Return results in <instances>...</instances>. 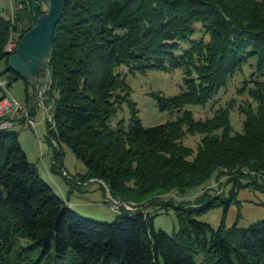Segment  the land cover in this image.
Instances as JSON below:
<instances>
[{"label": "trees", "instance_id": "16d2710c", "mask_svg": "<svg viewBox=\"0 0 264 264\" xmlns=\"http://www.w3.org/2000/svg\"><path fill=\"white\" fill-rule=\"evenodd\" d=\"M18 13L23 35L31 26L26 3ZM12 28L0 5V61L8 85L20 79L4 50ZM250 58L253 71L238 90L249 99L229 100L205 118L184 108L213 100ZM49 65L52 168L67 175L64 143L86 166L79 180L97 178L113 198L138 206H119L110 222L80 216L39 176L16 132L0 129V264H264V219L214 229L194 217L217 204L228 183L231 197L258 179L264 186V0H66ZM120 65L130 72L182 68L179 93H152L158 108L175 117L143 126ZM23 81L27 94L30 82ZM31 83L40 87L42 80ZM125 101L127 127L122 120L112 126ZM232 109L242 117L241 131H233ZM188 134L200 135L195 149L183 142ZM244 177L250 180L241 182ZM214 179L215 194L208 183ZM151 206L173 209L177 229L155 230V213L146 210Z\"/></svg>", "mask_w": 264, "mask_h": 264}, {"label": "rangeland", "instance_id": "374dc122", "mask_svg": "<svg viewBox=\"0 0 264 264\" xmlns=\"http://www.w3.org/2000/svg\"><path fill=\"white\" fill-rule=\"evenodd\" d=\"M25 3V0H0L2 14L5 17L9 16L10 19L12 15L19 18L18 12L20 8L25 7ZM40 9L44 12L43 8ZM24 25L21 21L22 29ZM200 35L199 32L196 33V37ZM254 63L255 58H250L244 64L242 70L229 78L226 86L219 89L214 94L213 100L207 104L203 106L188 104L184 108L190 109L195 118H205L211 116L217 107L225 106L229 100H233L235 105H238L249 99L246 92L239 93L238 90L242 87L244 80L250 78L249 75L253 71L252 65ZM5 69V60H2L0 61V76L7 78L9 72ZM117 71L126 78L130 86V98L136 103L138 116L143 126L158 125L175 117L176 113L174 111L158 108L152 93L160 92L166 96L179 93L184 88L182 68L168 70L149 68L143 72H130L128 66L120 65ZM39 89L38 85L30 82L26 94L24 81L17 79L8 85L7 93L18 102L25 103L30 114L35 117L34 126L19 121L8 127V130L16 132L28 161L35 165L39 176L51 186L58 196L66 200L71 210L85 218L110 222L118 214L119 210L117 208L119 206L124 205L128 209H135L138 202L129 201L131 203L127 204L122 203L120 197L113 198L103 181L97 178L87 181L79 180L80 175L86 172V166L81 159L76 157L72 149L64 143H61L62 163L67 175L56 168H52L56 143L50 142L46 136L47 122L51 119L50 106L45 102V92L42 95L44 98L39 96ZM1 95L2 91H0ZM120 120L127 127L130 120V111L126 101L118 108L115 116L110 119V124L115 126ZM230 120L233 131H241L242 117L236 109L230 111ZM183 142L195 149L200 142V135L188 134L184 137ZM249 180L248 177H244L241 182L245 183ZM223 181H225V178ZM208 183L213 187L211 191L215 194L219 182L214 179ZM201 188L200 186L191 189L188 192V198H193ZM230 189L231 184H226L224 194L217 199L218 203L204 211L194 212V217L199 221L210 224L214 229L218 228L222 222H224L226 228L231 227L233 224H236L237 227H247L253 222L264 219V186L262 180L258 179V185L248 184L240 187L233 197L230 196ZM146 210L155 213L153 219L155 230L162 229L171 234L177 229L178 223L173 209L164 210L151 206ZM31 254L32 257L38 258L40 253L33 251ZM195 260L201 262L202 255L196 254Z\"/></svg>", "mask_w": 264, "mask_h": 264}, {"label": "water", "instance_id": "95a60500", "mask_svg": "<svg viewBox=\"0 0 264 264\" xmlns=\"http://www.w3.org/2000/svg\"><path fill=\"white\" fill-rule=\"evenodd\" d=\"M22 1V0H20ZM28 15L31 20L30 28L20 37L13 53L8 57L9 70L20 79L32 82L40 78L42 84L39 96L50 88L53 72L49 65L52 53L53 35L56 24L63 14L66 0H25ZM44 12L37 15V10ZM44 71L45 75L41 76Z\"/></svg>", "mask_w": 264, "mask_h": 264}, {"label": "built area", "instance_id": "2783aa9c", "mask_svg": "<svg viewBox=\"0 0 264 264\" xmlns=\"http://www.w3.org/2000/svg\"><path fill=\"white\" fill-rule=\"evenodd\" d=\"M11 22L13 28L4 47V50L10 54L14 52L22 36L21 20L12 15ZM0 91H2V95L0 96V129L13 126L19 121L34 126L35 117L30 114L28 106L25 103L18 102L7 94L8 80L6 77L0 76Z\"/></svg>", "mask_w": 264, "mask_h": 264}]
</instances>
